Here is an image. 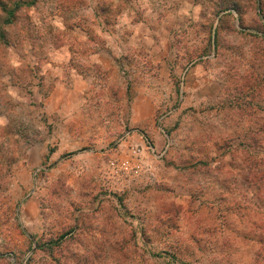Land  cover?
<instances>
[{
	"label": "rangeland",
	"instance_id": "rangeland-1",
	"mask_svg": "<svg viewBox=\"0 0 264 264\" xmlns=\"http://www.w3.org/2000/svg\"><path fill=\"white\" fill-rule=\"evenodd\" d=\"M254 35L264 0H0V264H260Z\"/></svg>",
	"mask_w": 264,
	"mask_h": 264
},
{
	"label": "trees",
	"instance_id": "trees-1",
	"mask_svg": "<svg viewBox=\"0 0 264 264\" xmlns=\"http://www.w3.org/2000/svg\"><path fill=\"white\" fill-rule=\"evenodd\" d=\"M219 36V33H217V37ZM254 38H260L262 41H264V37L262 38L261 36H259V35H254ZM218 39V38H217ZM257 48V47H256ZM259 49V50H258ZM258 49H256L255 50V52H254V54L252 55L253 56V59L256 61H258V63L256 64V65H254V66H252L251 68H253L254 69V71H255V73L254 74H250V75H248V77H249V79H251L252 78V82L253 83H256V84H264L263 82V80L264 79H261L260 80V78H262L261 77V75H258V72L260 73V72H262V71H264V52H263V50H261L262 48H258ZM261 70V71H260ZM245 75H247V74H244L243 76H241V78H244L245 77ZM239 80H241V83H242V86L245 88V87H249L250 86V84L252 83V82H249L248 83V81L246 80V79H239ZM257 80V81H256ZM252 83V84H253ZM255 93V92H254ZM262 251H264V246L262 247ZM259 256H260V259H259V261H260V264H264V258H263V252L262 253H260L259 254Z\"/></svg>",
	"mask_w": 264,
	"mask_h": 264
}]
</instances>
